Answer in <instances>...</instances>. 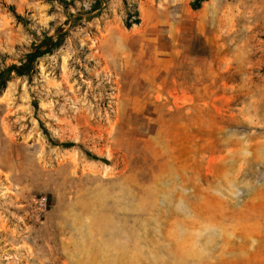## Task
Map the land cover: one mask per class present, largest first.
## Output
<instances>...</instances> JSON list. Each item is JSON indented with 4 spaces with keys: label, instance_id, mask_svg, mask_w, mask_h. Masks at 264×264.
I'll list each match as a JSON object with an SVG mask.
<instances>
[{
    "label": "rangeland",
    "instance_id": "374dc122",
    "mask_svg": "<svg viewBox=\"0 0 264 264\" xmlns=\"http://www.w3.org/2000/svg\"><path fill=\"white\" fill-rule=\"evenodd\" d=\"M193 2L0 0V264H264V0Z\"/></svg>",
    "mask_w": 264,
    "mask_h": 264
},
{
    "label": "trees",
    "instance_id": "16d2710c",
    "mask_svg": "<svg viewBox=\"0 0 264 264\" xmlns=\"http://www.w3.org/2000/svg\"><path fill=\"white\" fill-rule=\"evenodd\" d=\"M61 1L67 2V0H61ZM204 1L205 0H194L193 7H195V8L200 7ZM140 21H141L140 18H136V19L132 20V14H131V12H128L127 13V19L125 21V25L128 28H130L134 24L140 23ZM36 57H37L36 53H30L27 63L19 65V66L14 65L12 67L1 70L0 71V92L2 91L6 81L13 76V73H16L18 75H22L25 73V70L30 71V69L32 68V65H33V61L35 60ZM72 144L73 143H71V142H66L62 145L71 146ZM88 153H90V152H88ZM94 157H97V156H94Z\"/></svg>",
    "mask_w": 264,
    "mask_h": 264
},
{
    "label": "built area",
    "instance_id": "2783aa9c",
    "mask_svg": "<svg viewBox=\"0 0 264 264\" xmlns=\"http://www.w3.org/2000/svg\"><path fill=\"white\" fill-rule=\"evenodd\" d=\"M44 200L46 201V198H44Z\"/></svg>",
    "mask_w": 264,
    "mask_h": 264
}]
</instances>
